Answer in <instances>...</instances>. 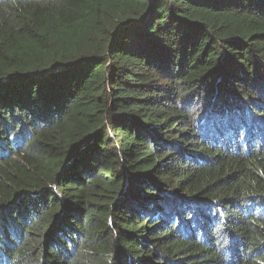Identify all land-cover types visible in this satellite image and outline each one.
Wrapping results in <instances>:
<instances>
[{
    "label": "trees",
    "instance_id": "obj_1",
    "mask_svg": "<svg viewBox=\"0 0 264 264\" xmlns=\"http://www.w3.org/2000/svg\"><path fill=\"white\" fill-rule=\"evenodd\" d=\"M0 264H264V0H0Z\"/></svg>",
    "mask_w": 264,
    "mask_h": 264
}]
</instances>
